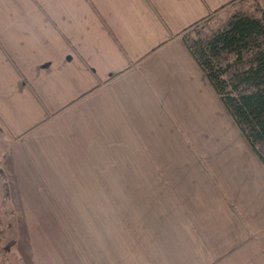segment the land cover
<instances>
[{
  "label": "crops",
  "instance_id": "obj_1",
  "mask_svg": "<svg viewBox=\"0 0 264 264\" xmlns=\"http://www.w3.org/2000/svg\"><path fill=\"white\" fill-rule=\"evenodd\" d=\"M237 1L0 0L10 264H264V165L181 38Z\"/></svg>",
  "mask_w": 264,
  "mask_h": 264
},
{
  "label": "trees",
  "instance_id": "obj_2",
  "mask_svg": "<svg viewBox=\"0 0 264 264\" xmlns=\"http://www.w3.org/2000/svg\"><path fill=\"white\" fill-rule=\"evenodd\" d=\"M243 1L233 2L210 15L185 30L181 38L264 165V12L254 5L249 11L239 9ZM223 12L229 14L227 20H221L216 29L204 34L215 17H221ZM192 31L200 33L199 39H190ZM5 233L0 231V245ZM15 247L12 238L4 251L0 246V263L14 260Z\"/></svg>",
  "mask_w": 264,
  "mask_h": 264
},
{
  "label": "rangeland",
  "instance_id": "obj_3",
  "mask_svg": "<svg viewBox=\"0 0 264 264\" xmlns=\"http://www.w3.org/2000/svg\"><path fill=\"white\" fill-rule=\"evenodd\" d=\"M238 6H241L242 8H239V9H242V10H246V11H249L252 9V3L250 4V1L249 0H244L240 5ZM255 8L259 7L258 5H254ZM227 13L223 12L221 13L219 16L221 17H218L216 16L215 19L211 22V24L208 26L207 29H205L203 31L204 34L208 33L211 31V29H216L218 24L220 23V21L222 20L223 22L227 20ZM200 33H198L197 31H192L191 34H190V39L191 40H197L199 39ZM0 210H2V208L0 207ZM1 220L2 222H0V231H5L6 233L3 234L2 236V243L0 246H2L3 248L1 249L2 251H4V249L6 247H8V244L10 243V240H11V237H10V233H9V224L5 223V218L4 217H1ZM3 258H4V254H3V257H2V260L3 261ZM2 264V263H0ZM7 264H10V262L8 261Z\"/></svg>",
  "mask_w": 264,
  "mask_h": 264
}]
</instances>
